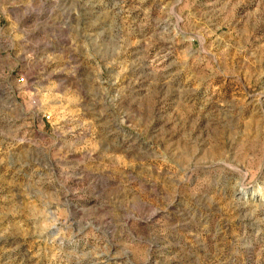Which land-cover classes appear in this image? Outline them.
Segmentation results:
<instances>
[{"label": "rangeland", "instance_id": "374dc122", "mask_svg": "<svg viewBox=\"0 0 264 264\" xmlns=\"http://www.w3.org/2000/svg\"><path fill=\"white\" fill-rule=\"evenodd\" d=\"M0 264H264V0H0Z\"/></svg>", "mask_w": 264, "mask_h": 264}]
</instances>
